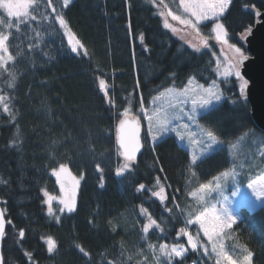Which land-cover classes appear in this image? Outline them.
Returning <instances> with one entry per match:
<instances>
[{
    "label": "trees",
    "instance_id": "obj_1",
    "mask_svg": "<svg viewBox=\"0 0 264 264\" xmlns=\"http://www.w3.org/2000/svg\"><path fill=\"white\" fill-rule=\"evenodd\" d=\"M178 2L164 0L170 9ZM37 3L38 19L21 25L19 33L15 27L11 30L10 51L23 53L9 66L17 73L16 88L8 89L6 75H0V88L14 96L11 107L16 114L12 121L0 109V206L6 220L13 222L6 224L2 242L4 264H29L25 251L32 253V264H107L108 259L136 264L141 258L127 261V254L135 253L137 246L148 251L142 239L147 220L140 214L141 207L163 228V232L150 229L149 242L187 245L184 237L177 240V233L185 227L181 209L191 203L188 191L233 167L239 173L237 187L244 188L264 166V132L254 126L234 78L222 84L223 98L215 110L198 117L201 126L217 134L221 146L195 166L174 137L151 145L144 131L141 100L150 111L153 98L166 88L182 89L189 79L205 86L218 80V51L210 40L212 23L200 26L209 46L198 53L167 30L145 0H71L66 8L60 0H51L84 46L73 53L48 0ZM252 6L262 11L263 2L232 0L222 18L230 42L237 46H241L239 35L256 23ZM44 15L49 19L44 20ZM99 80L105 81L115 108L102 94ZM125 108L140 119L143 146L133 169L117 177L115 170L123 160L115 143L116 127L118 114ZM60 163H67L73 176L83 178L76 211L60 214V207L52 202L50 216L43 191L58 197L51 170ZM97 163L103 172L96 171ZM157 178L168 197L164 204L151 195L159 190ZM140 184L145 188L138 192ZM238 215L235 237L226 238V246L239 253V248H233L238 240L254 252V264H264V207L254 212L240 207ZM20 229L25 230L23 239ZM189 230L195 233V226ZM48 237L56 244L52 253L47 251ZM122 241L124 257L119 255ZM77 244L90 257H84ZM185 260L186 264H214L202 252L197 255L190 250Z\"/></svg>",
    "mask_w": 264,
    "mask_h": 264
},
{
    "label": "snow or ice",
    "instance_id": "obj_2",
    "mask_svg": "<svg viewBox=\"0 0 264 264\" xmlns=\"http://www.w3.org/2000/svg\"><path fill=\"white\" fill-rule=\"evenodd\" d=\"M70 0H63V6L68 7ZM232 0H179V9L182 14L173 12L164 0H160V4L166 11H161L159 14L164 17V27L170 29L174 34L177 32L175 27H172L168 21L178 22L180 25L190 29L194 34V38H198V42L193 44L189 42V47L194 51L199 52L201 48H207L209 37L202 34L201 25L206 21H212L211 33L217 44L221 46L222 51L226 50L223 61H217L215 67L216 77L223 83H227L230 78H234L239 82L240 97H245L246 89L249 81L241 73L242 66L249 59L241 46L230 42L229 32L222 18L225 17L229 10ZM38 7L37 0H0V12L6 16H0V75H6L5 81L8 89H15L17 86V73L10 65H14L17 57L23 53L18 51L13 54L10 51L11 30L15 27V31H21V25H28L30 21L38 19L35 14ZM48 7L56 13L51 0H48ZM245 8L249 6L244 5ZM252 12L259 20H264L262 14L255 6H252ZM44 20L49 17L44 15ZM55 20L59 27L65 30V35L69 37L71 51L77 53L84 46L71 33L64 16L56 13ZM6 29V30H5ZM252 32L251 26L248 27L244 33L241 34V40H246L247 36ZM40 36V33H37ZM32 45H29L31 49ZM85 55L87 52L85 51ZM100 90L104 92L110 106L116 107L115 101L109 98L106 91V84L104 80L99 81ZM223 92L221 91V83L217 79H213L210 84H196L193 79H189L188 85L182 89L166 88L160 92L159 95L153 98V109L151 112L147 111L141 100L140 110L143 112V119L147 120V135L153 144L157 143L170 132L175 133L176 137L183 141L187 138L192 145L201 144L204 148L211 149L218 142L217 134L208 127L201 126L198 122V116L204 117L210 115L215 106L222 100ZM164 100V103H157ZM14 96L9 95L0 88V109L7 114L12 121L16 120V114L11 107ZM190 105V108L185 107ZM132 109L125 108L119 112V123L116 127V141L118 145V153L123 158V163L115 170V175L120 177L126 172L133 169V165L137 160V153L142 148L140 137V119L136 116H131ZM195 125L199 129V133L190 130V125L187 122ZM55 144V141L53 142ZM94 151L93 149H90ZM264 155V151L261 152ZM203 155V152L200 153ZM199 156L193 153L191 157V165L195 166L199 160ZM243 167V165H241ZM162 170V169H161ZM96 171L103 172V168L99 163L96 164ZM192 176L196 173L193 169H189ZM51 175L56 178V182L60 186L61 195L59 198L50 195L47 191H43L45 197L44 203L48 204V214H53L51 201L58 199L61 205L59 211L61 213H73L76 211V192L80 184V178L73 176L69 170L67 163H60L57 168H52ZM239 175L236 167L229 170L222 171L219 175L214 176L208 182H201L197 187L188 191L187 195L191 198V203L187 209H181L185 218V227H181L177 233V240L184 237L187 240V245L183 243H159L154 244L149 242L147 234L153 227L163 232V228L156 219L148 213L145 207L140 208V214L146 217L147 222L142 226V232L145 234L142 239L146 243L147 252L143 248L137 246L135 253L127 254V261H132L133 257H140L136 264H186V256L189 250L192 253L207 257L214 261V264H254V252L245 244H240L238 240L234 243L233 248H239V253L230 251L225 244V239H234L235 229L237 224V214L231 206V201L225 193L226 185L231 181L233 188L231 195L235 197L239 192V188L235 186L237 176ZM103 181V177H101ZM3 182V181H0ZM156 184L159 186V191H153L152 196L159 199L161 204L167 200L164 186L160 185V180L157 178ZM101 186L103 184L101 183ZM144 184H140L137 191L143 190ZM247 188L251 191V195L255 197L256 201L264 202V170L260 171L255 178L250 179L247 183ZM215 193V197L213 196ZM215 199V202L212 201ZM175 200V197H173ZM246 202V201H245ZM179 208V205H177ZM171 211V209H168ZM57 222L59 219L57 218ZM111 224L112 222L109 221ZM6 224L12 225L11 219L5 218V211L0 209V240L6 235ZM188 226H195V233L189 230ZM115 231V227H113ZM202 233L203 241H201L200 234ZM19 237H25V230H19ZM47 244V251L52 253L56 247L54 240L48 237L45 241ZM76 247L83 254L84 257H90V253L81 245ZM126 253V245L121 242L120 256L124 257ZM148 253L151 254L149 257ZM24 255L27 257L29 264L33 262L32 253L25 251ZM103 256V253L101 254ZM0 264H4L3 256L0 255ZM107 264H117V261L108 259ZM124 264V261H120ZM193 264H196L194 261Z\"/></svg>",
    "mask_w": 264,
    "mask_h": 264
},
{
    "label": "rangeland",
    "instance_id": "obj_3",
    "mask_svg": "<svg viewBox=\"0 0 264 264\" xmlns=\"http://www.w3.org/2000/svg\"><path fill=\"white\" fill-rule=\"evenodd\" d=\"M146 2H148L149 3V5H151L153 8H154V10H155V12H156V15L161 19V21H162V23H163V25H164V17H162L159 13L161 12V11H166V9H164L163 8V5H161L160 4V0H145ZM70 2H71V0H70ZM60 3H62V5H63V0H60ZM173 12H175V13H177V14H182V10L181 9H179V2L178 3H176V5H175V8L174 9H171ZM250 11H252V10H250ZM2 15H4L2 12H0ZM4 17H6V16H4ZM168 21H169V23L171 24V26L172 27H175L176 29H177V32L174 34L170 29H167V30H169L175 37H177V38H180L181 40H182V42L187 46V47H189V42H191V43H193V44H195V43H197L198 42V38H194V34L191 32V30L190 29H188V28H186L185 26H183V25H180L178 22H175V21H171V18L169 17L168 18ZM256 22H258V19H256L255 20ZM208 22H211L212 23V21H206V22H204V24H206V23H208ZM204 24H202V25H204ZM245 32V31H244ZM251 35V34H250ZM250 35H248L247 36V39L249 38V36ZM213 37V34L211 33V39L210 40H213L214 42H216L215 41V39L214 38H212ZM246 39V40H247ZM238 40H239V43H241V46L243 47V49H244V51H245V53L247 54V55H249L248 53H247V51H246V43H245V41L246 40H241V35H239V37H238ZM216 46H217V51H218V58L216 59V63H217V61L219 60V61H223V59H224V55L226 54V50H224V51H222V49H221V46L219 45V44H217L216 43ZM192 51H194L193 50V48H191V47H189ZM205 49H207V48H201L200 49V51H202V50H205ZM194 52H197V51H194ZM199 53V52H198ZM216 65V64H215ZM230 80V79H229ZM100 81V80H99ZM217 82L218 83H221V91L223 92V85L222 84H226V83H223V82H221L219 79L217 80ZM196 83V82H195ZM236 83H237V85H238V89H239V82L238 81H236ZM196 84H198V83H196ZM188 85V84H187ZM186 85V86H187ZM227 85V84H226ZM99 88H100V85H99ZM102 92V91H101ZM102 94L104 95V92H102ZM104 97H105V95H104ZM157 103H164V100L162 99L161 101H158ZM185 107H188V108H190V105H186ZM152 109H153V103L151 104V109H150V111L149 112H151L152 111ZM142 116H143V112H142ZM199 117V116H198ZM184 122H187V123H189V125H190V130H192V131H194V132H197V133H199V129H197L196 127H195V125H193V124H191V122H188V121H184ZM199 122V121H198ZM144 131L146 132V135H147V120H145L144 119ZM168 136H172V137H174L175 139L174 140H176V142H177V144L180 146V147H182V148H184V150H186V152H187V154H188V157H189V160H190V163H191V157H192V155H193V153H195V154H197L200 158H199V160H198V162L201 160V159H204L205 157H207L208 155H210L211 153H213L216 149H218L220 146H221V143H220V141L215 145V146H213L211 149H208V148H204L203 147V145H201V144H197V145H192V144H190L189 142H188V140H187V138H185V140H183V141H181V140H179L177 137H176V134L175 133H169L167 136H165V137H163L162 139H164V138H166V137H168ZM147 138H148V140H149V143H151V145H153V143H152V141L150 140V138L148 137V135H147ZM161 139V140H162ZM161 140H159V141H161ZM158 141V142H159ZM262 151H264V150H262ZM201 152H203V155H200V153ZM262 157H264V155L262 156ZM264 169V166H262V170ZM54 179H55V181H56V178L54 177V176H52ZM238 182V179H237V181H236V183ZM56 185H57V188H58V197L57 198H59L60 197V195H61V192H60V186H59V184L56 182ZM80 185V184H79ZM235 186L237 187V185L235 184ZM232 188H233V184H232V182L230 181L227 185H226V187H225V195L226 196H228V198H229V200L231 201V206H232V208H233V210L236 212V214H237V221L240 219L239 218V215H238V209L240 208V207H244V208H247V210H249L250 212H254V211H256V210H258L259 208H261V207H264V202H260V201H256L255 200V197H253L252 195H251V191L247 188V185L244 187V188H239L240 190H239V192L237 193V195L235 196V197H233L232 195H231V192H230V190H232ZM78 189H79V187H78ZM78 189H77V192H76V202H77V194H78ZM159 191V190H158ZM166 192V191H165ZM166 194V193H165ZM152 195V194H151ZM215 193H213V196L215 197ZM153 198H155V199H157L158 201H159V199L158 198H156V197H154V196H152ZM246 201V202H245ZM52 202H55L59 207H61V205L59 204V202H58V199H56V200H53V201H51V203ZM160 202V201H159ZM213 203L215 202V199L212 201ZM47 206L49 207V205L47 204ZM52 206V205H51ZM48 210V209H47ZM60 214H62L61 212H60ZM64 214H71V213H67V212H64ZM189 227V226H188ZM200 238L203 240V236H202V233L200 234ZM186 239V238H185ZM205 243H206V241H204ZM186 243H187V240H186Z\"/></svg>",
    "mask_w": 264,
    "mask_h": 264
},
{
    "label": "water",
    "instance_id": "obj_4",
    "mask_svg": "<svg viewBox=\"0 0 264 264\" xmlns=\"http://www.w3.org/2000/svg\"><path fill=\"white\" fill-rule=\"evenodd\" d=\"M262 2L263 9L261 13L264 14V0ZM257 19L258 22L253 26L251 35L245 41L249 59L242 66L241 73L249 81L245 97L250 108L251 119L255 124L254 126L264 132V20ZM141 130L140 123V137L142 135ZM115 143L117 145V141ZM141 151L142 148L137 153V159ZM121 159L123 160L122 157ZM2 242L3 239L0 240V255H2Z\"/></svg>",
    "mask_w": 264,
    "mask_h": 264
}]
</instances>
